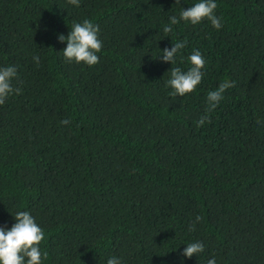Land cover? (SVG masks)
I'll use <instances>...</instances> for the list:
<instances>
[{"label": "trees", "instance_id": "16d2710c", "mask_svg": "<svg viewBox=\"0 0 264 264\" xmlns=\"http://www.w3.org/2000/svg\"><path fill=\"white\" fill-rule=\"evenodd\" d=\"M194 2L0 0V65L17 66L22 89L0 105V226L29 211L45 233L42 264H199L212 253L264 264V0H217L219 30L181 21L165 36ZM86 18L103 41L93 66L65 61L57 39ZM177 40L187 45L174 67L187 70L193 49L206 66L173 98L172 65L156 56ZM193 238L205 248L185 257Z\"/></svg>", "mask_w": 264, "mask_h": 264}, {"label": "clouds", "instance_id": "9594fccd", "mask_svg": "<svg viewBox=\"0 0 264 264\" xmlns=\"http://www.w3.org/2000/svg\"><path fill=\"white\" fill-rule=\"evenodd\" d=\"M176 2H179V0H176ZM69 3L79 7L80 0H69ZM217 6V0H196L187 9L182 7L178 15H170L168 23L163 24L161 30L165 36H169L168 34L172 32L173 26L181 21L197 25L205 19L210 22L213 28L219 30L222 27V17L217 16L215 13ZM99 33V25L86 18L81 22H74L67 35L58 34L57 39L59 41H66V47L62 50L64 60L77 64L82 62L88 66L99 63L100 56L98 54L103 46ZM186 45V40H177L172 43L171 48L160 49L159 55L156 56L162 62H170L172 65L169 78L165 81V87L171 89L169 95L173 98L183 97L185 94L193 92L205 75L206 60L199 49H193L187 56L186 59L190 65L187 70L173 66L176 64L178 56L181 61L184 60L181 52ZM32 60L39 66L41 57L36 53L33 54ZM16 79H18L16 65H0V105H3L11 95H19L22 92L20 87H15L13 84ZM229 87L230 82L224 80L215 89L207 92L205 111L195 122L197 127L209 121L210 112L218 106ZM59 123L68 125L70 121L63 119ZM13 216L15 222L11 227L0 226V264H42L43 259L47 257V253L42 252L40 248V242L45 238L42 227L27 210H18ZM199 219L200 217L197 216L196 220ZM193 226H189V231L193 230ZM183 245H185L183 256L191 257L202 252L205 248V241L200 238H193ZM106 264H123V260L119 256L112 255L106 258ZM199 264H220V261L212 253L206 258H202Z\"/></svg>", "mask_w": 264, "mask_h": 264}]
</instances>
